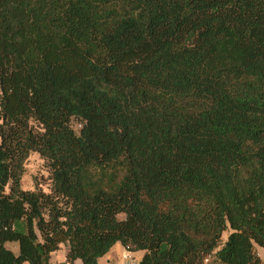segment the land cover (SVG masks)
Instances as JSON below:
<instances>
[{
    "label": "trees",
    "instance_id": "1",
    "mask_svg": "<svg viewBox=\"0 0 264 264\" xmlns=\"http://www.w3.org/2000/svg\"><path fill=\"white\" fill-rule=\"evenodd\" d=\"M116 243L264 264V0H0V264Z\"/></svg>",
    "mask_w": 264,
    "mask_h": 264
},
{
    "label": "rangeland",
    "instance_id": "2",
    "mask_svg": "<svg viewBox=\"0 0 264 264\" xmlns=\"http://www.w3.org/2000/svg\"><path fill=\"white\" fill-rule=\"evenodd\" d=\"M71 126H72L73 131L76 134H78V131L81 126L78 123V121L73 120L71 122ZM50 186H51L50 173L46 166L45 161L39 156L38 153L30 152L23 165V172H22V176L20 180L21 189L24 191H34V190L40 189L43 192L48 193ZM122 218H123L122 215L119 216V219H122ZM227 235H228V231H225L222 234V239H221L222 243L226 239ZM64 246L66 245L65 244L61 245L60 249L51 256L50 264H64L63 262L64 255H65ZM6 248L11 250L14 253L16 252V246L14 244H6ZM115 261H116L115 264H121V261L117 259V257Z\"/></svg>",
    "mask_w": 264,
    "mask_h": 264
},
{
    "label": "crops",
    "instance_id": "3",
    "mask_svg": "<svg viewBox=\"0 0 264 264\" xmlns=\"http://www.w3.org/2000/svg\"><path fill=\"white\" fill-rule=\"evenodd\" d=\"M66 252H67V246H64L65 255H66ZM256 252L259 255V257L263 260L264 250L256 247ZM143 254L144 253L142 251L132 252L131 255L133 257V260L130 262V264H137L142 258ZM65 255H64L63 262L65 261ZM125 255H126V250L124 249V247L120 243H116L111 247V249L103 257L98 259L97 264H115L116 257L117 259L121 261V264H122L123 263L122 257ZM50 263H51V259H50Z\"/></svg>",
    "mask_w": 264,
    "mask_h": 264
},
{
    "label": "built area",
    "instance_id": "4",
    "mask_svg": "<svg viewBox=\"0 0 264 264\" xmlns=\"http://www.w3.org/2000/svg\"><path fill=\"white\" fill-rule=\"evenodd\" d=\"M132 252L126 251V255L122 257L123 263L122 264H130V262L133 260V257L131 255ZM207 262V260L204 261V264Z\"/></svg>",
    "mask_w": 264,
    "mask_h": 264
}]
</instances>
